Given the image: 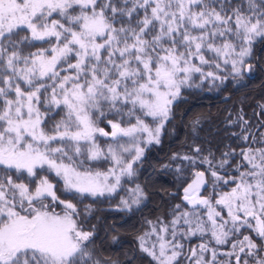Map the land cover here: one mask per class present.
Instances as JSON below:
<instances>
[{"label": "trees", "instance_id": "16d2710c", "mask_svg": "<svg viewBox=\"0 0 264 264\" xmlns=\"http://www.w3.org/2000/svg\"><path fill=\"white\" fill-rule=\"evenodd\" d=\"M183 2L71 3L65 11L32 16L34 21H53L54 32L47 36L33 37L25 25L0 34V145L15 141L10 126L26 114L22 104L29 96L35 135L23 133L15 145L30 142L48 157L83 169L104 168L107 158L90 156L86 140L68 134L79 127L66 98L70 90L95 87L93 100H86L84 107L102 129L98 143L113 141L117 134L107 135L113 123L138 119L156 123L125 92L128 84L136 86L142 79L143 69L153 68L163 54L187 53L194 47L203 59L197 63L200 70L178 85L157 139L141 144L128 174L112 193L66 188L45 164L25 169L0 163V225L12 212L29 214L43 203L58 209L60 204L45 194L27 198L46 179L56 197L71 203L75 225L85 233L65 264H264V0H189L182 11ZM75 9L96 13L105 24L103 33L92 40L95 47L70 49L47 72L25 75L34 55L50 53L78 26L79 17L70 20L66 12ZM243 23H253L257 30L243 36ZM242 37H246L243 42ZM222 42L235 48L247 46L238 63L220 59L214 46ZM193 168L205 171L207 184L202 192L211 200L217 191L243 182L258 190L261 201L255 203L253 213L239 212L234 217L214 200L219 239L207 231L186 232L185 226H179L174 232L181 243L166 262L142 236L150 227L166 226L178 208L196 211L180 196ZM131 185L139 187L135 203ZM0 264L50 263L43 251L23 247L0 259Z\"/></svg>", "mask_w": 264, "mask_h": 264}, {"label": "rangeland", "instance_id": "374dc122", "mask_svg": "<svg viewBox=\"0 0 264 264\" xmlns=\"http://www.w3.org/2000/svg\"><path fill=\"white\" fill-rule=\"evenodd\" d=\"M91 2L92 0H0V34L15 25H25L33 37L42 38L54 32L53 21L51 19L34 21L32 16L35 13L43 12L47 15L53 11L63 9L65 11L66 6L71 3L80 6ZM188 2L189 0H185L180 6L182 11H185ZM66 12L70 20L79 17L78 26L71 30L64 43L55 46L50 53L34 55L25 68V75L47 72L54 62L70 49L82 51L84 47L90 49L95 47L92 41L94 36L101 35L105 28L100 16L88 11L78 13V9L71 12L66 10ZM242 28L243 36H248L245 34L248 31H253L255 28L257 30L253 23H243ZM245 38L242 37L241 41L243 42ZM241 46V48H235L232 44L222 42L214 48L218 51L221 60L238 63L247 47L245 44ZM193 57L196 61H193ZM201 60L203 59L200 53L194 47L187 53L163 54L153 68L143 69L142 79L136 86L130 87L128 84L125 92L135 98L146 114L156 118V123H147L138 119L119 124L115 132L117 136L113 141L98 143V136L103 133L102 129L91 121L84 107L86 100L89 98L93 100L95 87L88 86L85 91L74 88L68 92L67 101L79 121V127L68 134L71 137L86 140L90 156L104 155L107 158L104 168L74 167L67 161L48 157L34 148L30 142L20 147L16 146L15 142L21 134L25 133L31 137L35 135L36 118L31 115L32 106L29 96H26L27 99L22 104L26 114L15 118L10 126L15 141H6L0 145V163L25 169L45 164L56 173L66 188L91 194L112 193L121 179L128 174L132 160L143 147L141 144L157 139L160 124L171 100L177 94L178 85L185 82L191 72L200 70L197 63ZM129 189L132 202H137L139 187L131 185ZM257 191L243 182H236L224 191H217L214 200L220 202L230 216L237 217L239 212H254L255 203L261 201L260 193ZM41 194L47 195L52 200L55 199L60 207L53 209L50 205L43 203L29 214L12 212L7 221L0 225V259H8L19 248L32 247L43 251L50 264H65V260L79 247L85 233L75 225L71 203L56 197L52 190V183L46 179L39 181L34 189L27 193V198ZM195 195L199 197V201L195 205L196 211L192 212L193 214L178 208L171 216L167 227L163 224H159L157 228L150 227V233H144L142 236L149 249L163 257L166 262L172 259L177 251L176 247L179 242L181 243L179 233L174 232L180 228L179 226H185L186 232L207 231L214 239L220 237L219 225L215 219V216L219 214L214 206L216 202L202 190ZM255 215L257 216V213ZM179 220H182V224L176 225ZM190 252L191 249L186 251L187 254Z\"/></svg>", "mask_w": 264, "mask_h": 264}, {"label": "water", "instance_id": "95a60500", "mask_svg": "<svg viewBox=\"0 0 264 264\" xmlns=\"http://www.w3.org/2000/svg\"><path fill=\"white\" fill-rule=\"evenodd\" d=\"M116 129L117 126L112 125L107 132V135L114 136ZM206 184L205 171L201 168H193L187 180L181 186V191L183 192L182 198L188 207H193L197 204L199 197L195 194L199 193Z\"/></svg>", "mask_w": 264, "mask_h": 264}, {"label": "flooded vegetation", "instance_id": "af4514ba", "mask_svg": "<svg viewBox=\"0 0 264 264\" xmlns=\"http://www.w3.org/2000/svg\"><path fill=\"white\" fill-rule=\"evenodd\" d=\"M180 196H181V199L183 200V198H182V193H181V195H180ZM183 201H184V200H183Z\"/></svg>", "mask_w": 264, "mask_h": 264}]
</instances>
